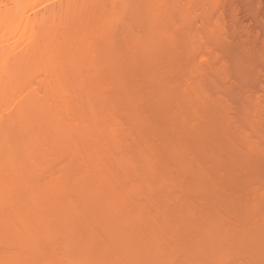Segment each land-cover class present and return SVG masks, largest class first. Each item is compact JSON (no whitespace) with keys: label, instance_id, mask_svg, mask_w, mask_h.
I'll return each instance as SVG.
<instances>
[{"label":"rangeland","instance_id":"obj_1","mask_svg":"<svg viewBox=\"0 0 264 264\" xmlns=\"http://www.w3.org/2000/svg\"><path fill=\"white\" fill-rule=\"evenodd\" d=\"M112 1L105 2L107 5L109 2L111 7ZM117 1L122 3L133 0ZM154 1L158 4H154ZM154 1L143 0V7L146 6L148 10L143 9L145 14L141 18L136 16L138 19L134 18V22L128 17L130 13L125 14L128 12L125 11L122 16L129 24L127 21H118L119 24H112L114 28L117 27L116 29L110 26L105 30L103 27L100 33L97 32L93 38L95 46L101 43L102 48L100 45L99 47L103 49L106 46L104 50L108 52L106 43L109 42L106 41L112 37L109 51H117L114 54L116 57L110 55L113 52L102 53L104 50L101 52V49L96 47L95 50L92 44L95 53L98 54L97 58L95 56L96 66L98 65L99 68L101 63L103 69L89 67L91 70L88 71L87 68H83L81 78L84 83L69 88L73 90L70 91L69 97L73 98L72 104L84 108L89 105L84 99L88 92L87 87L91 86L93 81H98L97 78L100 81H105L106 78L107 82H101L104 87L101 84L100 87L103 88H99V90L103 89L102 92L97 90L101 92L100 96L98 94L96 96L98 100L94 99L95 104L92 102L97 110L94 111L99 117L95 124L104 128L116 123L117 125L114 126L119 128L117 131L120 132L116 131V133L121 136L118 135L120 143L123 140V145L120 144L123 148L110 147L109 142L113 138L111 137L110 140V136L107 137L106 148H103V151L107 155V161L111 159V169L116 168L112 173L116 176L108 178L104 185L107 187L108 184L109 187L104 188L105 191H109L108 193L113 191L115 193L114 189L117 186L114 187L113 182L115 180L120 181L119 183L123 182L126 193L131 194H128V197H132H129L130 199L127 197L125 204L120 201L121 199H117V204L122 206L123 210L126 208L125 213L129 212L126 218H129L127 223H130L128 225L124 223L126 220H119L118 223L122 227L117 224L115 228L109 224L110 216L103 210L106 204L97 202L99 207L94 203L97 198L92 199L97 183L95 179L92 180L94 182L90 179L96 186L92 185L93 188L89 186V191L92 193L89 201L81 202L76 197L79 202L84 203L77 205L81 212L76 213L77 215L71 213L73 219L71 215L70 218L67 217L68 219L61 218L65 221L63 224L66 223L63 225L59 218L60 213L56 208L54 210L51 208L57 206V203L70 193L76 203L77 200L75 187L68 190L69 193L63 190L64 184L61 181L63 178L60 174L64 176L72 171H78V168L80 170L85 168L84 165H80L81 167L75 166L74 169L71 161L73 156H69L72 154L68 150L58 153L59 150L49 149L45 153L47 159L45 166L42 165V169V166L39 167L35 180L36 182L38 180L37 183L42 187L43 184L45 188L49 185L50 190L46 189V192L49 190L51 200L47 198L52 204H49L50 201L47 199V202L46 198L42 203L44 205L46 202L44 206H47L49 213L54 212L50 214L53 221L50 225L56 228L58 222L57 228L60 229H64L63 226H70L73 229L76 227V230L78 228L77 233L72 229L70 230L73 232L69 229L63 231H69L71 237L67 234V239L70 241L80 238L89 242L90 254L92 251L89 257L93 259L89 264H163L164 262L167 264H264V0ZM9 2L10 0H2L0 6L3 7ZM139 2L141 3L142 0H134L133 4ZM150 4L153 8H149ZM157 5L159 6L156 8ZM49 7L51 6L47 8ZM158 14L161 18L157 17ZM143 17L146 20L144 23L141 22ZM137 20L143 27L137 26L139 24ZM162 22L167 28L166 31ZM153 23L155 26L152 27ZM157 24L162 28L161 30ZM156 33L159 35L157 36ZM188 34H192V37ZM141 35H144L145 41ZM151 36L158 38L153 37L156 41L153 38L151 40ZM107 54L111 56H109L110 61L106 57ZM42 71L37 73L38 79L31 77L26 87L30 84L32 87L40 86V80L45 77ZM89 72L92 74L90 75ZM74 74H69L71 82L76 81ZM104 74L108 75L105 77ZM89 78L92 80H88ZM86 83L91 84L87 86ZM16 86L17 91L9 102V109L3 111L5 120L10 117L16 102L21 97L22 88ZM105 89L107 92H103L106 91ZM104 93L106 96L109 93L110 97L104 96ZM102 95L108 98L109 102L111 99V102H107L106 99L103 101ZM57 103L56 101L55 104L58 105ZM103 104L108 107L113 104V108L111 107L113 110L108 107L106 109ZM101 107L104 108L102 109L104 113ZM88 110L87 107L84 111ZM6 111L10 115L8 112L6 115ZM111 111H114V114ZM74 135L75 140L77 138L76 141L80 142L78 133ZM118 148L125 153L123 154ZM122 154L137 162L134 168L133 166L126 168L128 170L124 171L125 175L123 169L119 170L120 166L116 159ZM132 169H135V172H131ZM139 169L141 172L138 171ZM54 185L60 188H54ZM22 189V192L25 191V187ZM83 205L89 207L88 210ZM7 206L6 203L0 205V211H5L6 208L8 211ZM46 208L43 213L48 212ZM132 210L136 213L134 214ZM125 213L124 215L128 214ZM93 214L96 215L95 218ZM56 215L57 217H54ZM122 221L125 226L121 224ZM139 221H142V224H138ZM60 229L59 232H62ZM8 230L9 227L5 229L4 236H9L8 232L11 229ZM127 231L128 233L132 231L134 236L130 233L132 236L128 234L127 237ZM113 235L116 236L115 239ZM124 236L128 238L124 239L125 241L121 240L125 238ZM64 238L59 234L58 240L63 241ZM131 238L135 241H131L134 243L133 245L131 243L134 250L128 247ZM152 240L154 243H151ZM123 241L126 242L125 246L129 244L126 247L128 252L124 248ZM18 247L17 244L10 246L0 240V261L9 253L8 249L11 251L20 248ZM51 247L48 245V249L46 248L51 254L49 257L52 258L54 255L55 258L61 254L59 251L51 250ZM123 253L127 257L130 256L128 257L130 260L124 257ZM57 258L56 261L53 260L55 262L51 260V263L59 264ZM142 260L144 263H141Z\"/></svg>","mask_w":264,"mask_h":264},{"label":"bare ground","instance_id":"obj_2","mask_svg":"<svg viewBox=\"0 0 264 264\" xmlns=\"http://www.w3.org/2000/svg\"><path fill=\"white\" fill-rule=\"evenodd\" d=\"M1 1L2 0H0V3H1ZM105 1L107 2L108 0H10L11 3L9 2V4L8 3L4 4L3 7L0 6V205L3 206L4 203H6L8 205L7 206L8 211L6 210L7 208L4 209L5 211H0V240L3 243L8 244L10 246H14V244L15 245L17 244V247L18 246L20 247V248L18 247L19 249L16 248L17 251H15L16 249L11 250V251H9V249H8L9 253L1 259L0 264H53L51 262L53 260L56 261V258L59 257L60 255L61 256L59 258H57L59 260L58 262H60L59 264H89L90 262H93V261H90L93 259H91L89 257L92 254V251L90 254V248H88L89 242H87L83 239H80V238H79V240H78V238L75 239L76 241H72V240L70 241L67 239V234L69 233V231L71 232L72 230H74L77 233L78 228L76 230L75 229L76 227H74V226H72V227H74V229L71 228L70 226H63L64 229H66V230L69 229V231H63L64 229L61 228L62 232L60 231L61 232L60 233L58 230V229H60V227L57 228L58 222L56 225L57 229L55 227L53 228L52 227L53 225H50V224H52L51 222H53L51 220L52 216H50V214L54 213V212L49 213L48 208H46L47 206L46 207L44 206V205H46V202L44 205L42 203L45 200L47 201V199L49 200V198L51 200V197L48 194L49 190H50L49 185H47L48 188L47 187L45 188V186L43 184V187H44L43 188L41 185H39V183H37L38 180H37V182L35 180L36 179L35 176H37L36 174H38L39 167H41L42 165L45 166L44 163L47 161V159L45 158V156H46L45 153H47L49 149H53V150L55 149V151L59 150L58 153L61 151L68 150L70 152V154H72L69 156H73L72 157L73 159L71 158L72 160L71 159L70 160L73 162L72 164H73L74 169H75V166L79 167L80 165H84L83 167L86 170V171L80 170V168H78L79 169L78 171H75V172L72 171L69 174L68 173L66 175L64 174V176H63V174H60L61 177L63 178L61 180L64 184L63 190L65 189V190H67L66 192H68V190H71L72 187L73 188L75 187L74 188V193L76 194L75 199L77 197L78 200L81 202L82 201H85V202L89 201V198L92 195V193H90V191H89V186L90 187L92 185H94V187L96 186L95 183L92 184V182H94L92 180L95 179V181L97 183V186H96L97 189L95 187L96 191L95 190H94L95 192L92 191L94 196H93V198L92 197L91 198L92 199H94V197L97 198V201L94 202L95 205H97V206L99 205V204H97V202H100L101 204L103 202L104 204H106L105 209H103V210H105V212L108 214V216H110V222L111 223L109 222V224L110 225L112 224L111 226H114V228H115V225H117V224L120 225V223H118V222H120L119 220H126V222H124L126 224L128 221L127 219H129L128 217L126 218V216L129 215V212H126L128 214H126L124 212L126 210V208L123 210V209H121L122 206L117 204V201H118L117 199H119V200L121 199L120 201L124 202V204L127 203L126 199H127L129 193L128 194L126 193V187L123 184V182L119 183L120 181L116 182V180H115V182H113L115 185L112 183L114 185V187L117 186L114 189L115 193H114V191H113V193H111V192L108 193L109 191L108 192L105 191V188H104V187H106L105 185L107 183L106 182L107 179L108 178L110 179L112 176H114L115 173L113 175H112V173L115 172L114 170L116 169V168L114 170H113V168L111 169V159L110 160L108 159V161H110V162H108L106 159L107 155H105L104 154L105 151H103L104 150L103 148H106L105 142L107 140V137L110 136L109 139L111 137L113 138V139L111 138L112 141L109 142L110 147H112V146L120 147L121 146L120 144H122V142H123L122 139H121L122 140L121 143H120V140H118L119 139L118 137L120 136V134H117V133H119L120 131L118 132L117 131L118 127L114 126V125H117L116 123L115 124L112 123L113 125L109 124V126L107 124H105L108 127H104V128H102L103 126L98 127L97 124H95L96 121H98L96 119H99V117L96 114L97 112L95 113V111H97L96 108L93 106L95 104L94 99L98 100V97H96V96H97V94H98V96H100V93L102 92L103 89L102 90L100 89L101 92H98V91H100L99 88L104 87L103 83H101L104 80H102L101 77H100V79L102 81H100L97 78L98 81L95 80V81H93V83L91 81L92 85L89 87H87V86L90 85L91 83L90 84L86 83L87 84L86 87L88 88L87 89L88 92L84 96L85 97L84 99L87 102V104L90 105V107H89V105L87 106L89 108V110H88L89 112L84 111L85 109H87V107H84L85 109L82 107L84 109L83 110L77 104L76 105L78 107L74 106L75 104L74 105L72 104L73 98L72 99L69 98L70 97V91H73V90L69 89L70 86H74V85L81 86V84L84 83L83 78H81L83 68H87V70L88 69L91 70L92 67L98 68V65L96 66V63H95V56L97 58L98 54L95 53L96 51H94V49H95V47L98 49H101L102 45L100 43L97 45L98 46L97 47L94 44L93 38L96 36L97 32L100 33L99 31H100V29H103V27L105 30H106V27H110V26L112 27L113 23L119 24L120 22H118V21H121V22L127 21L122 16V15H124L125 11H128L125 14L130 13L129 14L130 16L128 15V17L129 18L131 17L133 20L134 18H137V17L141 18V16L145 14L143 12V9L148 10L146 8V6H145V8L143 7L144 6L143 0L141 3L139 2L140 4L135 3V5L133 4L134 0L133 1L128 0L130 2H126V1L124 2L123 1L122 3L120 1L121 4L118 3L117 0H115V1L111 0L113 2V3L110 2L112 5L111 7H109V2L107 5V3ZM145 3H148V2L145 1ZM155 3H157V2L154 1V4ZM146 5H148V4H146ZM150 5H149V8H151V7L153 8L152 4H150ZM48 6H51V7L47 8ZM158 6L159 5H157L156 8ZM152 11H153V9H152ZM145 12L148 13L147 11H145ZM155 12L156 11L154 10V13ZM157 13H159V11H157ZM152 15H153V17L155 16L153 13H152ZM144 17H143V21H141L143 23L145 20ZM157 17L158 18L160 17L159 14ZM131 18H130V20H131ZM153 19L157 20V18H153ZM134 20H133V22H134ZM149 21H151V20H149ZM130 22H132V21H130ZM148 22H146V23H148ZM154 22H155V20H154ZM160 22H161V19H160ZM138 23H139V21H138ZM156 23H157V21H156ZM122 24L123 23H121V25ZM128 24H129V22H128ZM162 24H163V26H165L164 22H162ZM123 26H124V24H123ZM132 26H134V24ZM137 26H141L140 23ZM153 26H155V24L152 25V27ZM141 27H143V26H141ZM145 27L147 28V26H145ZM150 27H151V25H150ZM112 28L116 29L117 27L114 28V26H113ZM155 28H157V27H155ZM158 28H160L159 25H158ZM161 29L162 28H160V30ZM166 29L167 28L165 26V30H164V28H163V30L166 31ZM127 30H129L128 26H127ZM107 32H105V33L107 34ZM155 32H156V30H155ZM146 34H144V35H146ZM189 34H188V36H191L193 34V32L191 35H189ZM158 35H159V33L157 34V36ZM107 36H108V34H107ZM143 36H142V38H145ZM153 37L155 38L156 36H151V40ZM111 38L109 37L108 38L109 40L106 41V42H109V43H106V44H108L107 45L108 52L105 51L106 50V48H105L106 46H105L103 49H101V52H102V50L105 49L104 52H102V53H105V52L109 53L110 52L109 50H110V46H111L110 45V43H111L110 39ZM157 38L158 37H156V39ZM156 39H154V40L156 41ZM95 40H97V39H95ZM145 40H146V38L144 39V41ZM150 42H152V41H150ZM92 44H94V49H93ZM99 45L101 46V48L99 47ZM114 46H117V45H114ZM115 49H117V48H115ZM113 50H114V48H113ZM101 52H99V53H101ZM111 52H113V53L110 54ZM111 52L109 54L112 57H116L114 54H116L117 51L116 52L111 51ZM109 54H107L106 57L110 61L111 56ZM120 55H121V53H120ZM99 57L97 59V62L99 61ZM106 61H107V59H106ZM109 61H107V62L110 64ZM111 61H113V60H111ZM98 64H99V62H98ZM109 64H108V67L110 68ZM100 65H101V63H100ZM100 65H99V68L101 67ZM89 67H91V68H89ZM99 68H98V70H99ZM112 68H113V66H112ZM42 69L44 72L42 71ZM40 70L43 73H45V77L40 80V86L37 85L38 87L35 86L36 87L35 88V87H32L30 84L26 87V83L31 77L32 78L35 77L36 79H38L36 75H37V73L41 72ZM95 71H96V69H95ZM103 71L105 72V70H103ZM91 72L93 73V70ZM91 72H89L90 75L92 74ZM96 72H97V75L100 76V74H98V71H96ZM71 73H73V74L78 73L77 75L80 74L79 76L74 74V77H75L74 79H76V81L74 80L75 83L71 82L69 79V74H71ZM103 76H105V74ZM92 77H93V75H92ZM80 78L82 80H80ZM92 79L89 78L88 80H92ZM95 79H96V77H95ZM104 79L106 81V78H104ZM33 84L35 85L34 82H33ZM16 85H19L20 89L22 88L21 94H20L21 97L16 102V106L13 108L14 111L12 112L11 115L9 114L8 111H6V115L8 112L10 117L8 115L9 118L7 120H5L4 115H3V113L5 114V112H3V111L5 109H9V102L17 91ZM100 85L103 87H100ZM72 89H74V88H72ZM68 92H69V94H68ZM96 92H98V93H96ZM103 92H107V90L103 91ZM94 93L96 95H94ZM109 93H107L108 96H109ZM104 96H106V94ZM104 96H103V101H104V99H106V97H108V96H106V97H104ZM108 98L106 99L107 102H109ZM74 100H75V98H74ZM56 101L58 102L57 103L58 105L55 104ZM75 102H76V100H75ZM92 102H94V104ZM107 102L105 101V103H107ZM110 102H111V99H110ZM53 103L55 106L53 105ZM106 105H108V104H106ZM110 106L112 107L113 104ZM105 107L107 109L108 106H105ZM111 107H108V108H111ZM112 108L110 110H113ZM97 109H98V107H97ZM102 109H104V108L101 107V110ZM102 111H100V112H102ZM105 112H108V110H105ZM113 112H112V114H114ZM103 113H104V111H103ZM109 113H110V111H109ZM110 115H111V113H110ZM110 115L108 117H110ZM77 117L80 118L81 120L78 119ZM110 119L113 120L112 117H110ZM102 122H101V124H102ZM105 122L107 123V121H105ZM114 122H117V121L114 120ZM34 123H36V127H34ZM117 123H119V122H117ZM118 130H119V128H118ZM116 131H117V133H116ZM75 133H78V135H79L78 137L81 138L80 142L76 141L77 138L75 140V138H74ZM76 136H77V134H76ZM124 148H125V146H124ZM118 150H119V148H118ZM119 151H121V150H119ZM69 152H68V154H69ZM121 152L123 153L124 150ZM123 154L121 156L117 157L116 159L118 161V166H120L119 170L121 171V169H123L122 172L125 175L124 171L128 170L126 168H129V167L131 168V166H133L132 168H134V165H136L137 162L136 163L133 162L130 157L128 158V156L126 157V155L124 156ZM61 156H60V158H61ZM62 158H63V156H62ZM68 167H69V165H68ZM42 168H43V166L41 167V169ZM87 169L89 172L87 171ZM136 169H138V168H136ZM67 170H69V169H67ZM134 170L132 169L131 172H133ZM138 171H140V169ZM120 175H118V176H120ZM144 176H146V175H144ZM90 179L92 182L90 181ZM142 181L144 182L143 178H142ZM149 181H151V180L149 179ZM140 182H141V179H140ZM55 183H57V182H55ZM89 183H91V184L89 185ZM118 183H119V185H118ZM148 183H150V182H148ZM98 184H99V187H98ZM140 184L142 186V183H140ZM109 185H111V184H109ZM143 185H144V183H143ZM55 186L56 185H54V188H60V187H55ZM57 186H59V184H57ZM24 187H25V191H23L24 192L23 193L22 188H24ZM50 187H52V186H50ZM107 187H109L108 184H107ZM107 187H106V189H107ZM110 187H113V186H110ZM91 188H93V187H91ZM46 189H49V190H47V192H46ZM90 190H92V189H90ZM111 194H112L113 198H112ZM113 194H116V196ZM70 195H71V193L69 195H66L64 200L57 203V206H53L54 208H51L53 210L56 208V210L60 213V214L59 213L58 214L61 215V217L58 214L57 215L59 216L62 224L65 221L61 220V218L62 219H68V218H70L71 213L74 215L76 213L78 214L79 212H81L79 207L77 206L81 202H79L76 199L77 200V203H76V201L73 200L74 197H71ZM129 195H131V194H129ZM47 197H49V198H47ZM61 197H63V196H61ZM114 199L116 200V202ZM50 203H51V201L49 202V204ZM90 203H91V201H90ZM90 203H89V205H90ZM81 204H84V203H81ZM121 204H123V203H121ZM86 205H87V203H86ZM48 206H50V205H48ZM81 206L82 205H80V207ZM57 207H58V209H57ZM99 207H100V205H99ZM45 208L47 209L48 212L43 213ZM88 208H86V209L88 210ZM93 210L95 211V209H93ZM133 212H134V214L136 213V211H133ZM141 212H139V213H141ZM46 213H49V214H46ZM117 213H118V217H117ZM119 213H121V214L119 215ZM124 213L126 215H124ZM132 214L133 213H131V215ZM48 215L50 216V218ZM57 215L54 217H57ZM73 215H71L72 219H73ZM94 215L95 214H93V217H94ZM45 216H48V217H45ZM88 216H90V215H88ZM143 216L144 215H142V217ZM75 217L76 216H74V218ZM95 217H96V215H95ZM81 218H83V217H81ZM118 218H120V219H118ZM135 220H134V222H135ZM108 221H109V218H108ZM141 222L139 221L138 224H140ZM124 223L122 221L121 224L124 225ZM128 223H130V222H128ZM63 225H66V223ZM5 226L7 229L9 227L8 231H10V229L12 231V232L11 231L8 232V233H10L8 237L6 235H5L6 237L4 236L5 229H6ZM111 226H110V228H111ZM68 227H70V228H68ZM132 227L134 228L135 226H132ZM136 227H138V226H136ZM151 227H150V229H152ZM117 228L118 227L116 226V229ZM70 229H72V230H70ZM116 229H115V231H116ZM121 229H123V228H121ZM109 231H110V229H109ZM112 231H114V230H112ZM117 231H119V228L117 229ZM148 231L150 232L149 229H148ZM131 232L132 231H130V233ZM8 233H7V235H8ZM11 233H12V235H11ZM119 233H121V231ZM130 233H128V231H127V237H129L128 234L129 235L133 234V233H131V234ZM59 234H62L65 237L63 239V241H62V239H61V241L58 240ZM179 234H180V232H179ZM115 235H117V232L115 233ZM68 236L71 237L70 234H68ZM133 236H134V234H133ZM150 236L153 237L152 235H150ZM113 237H114V235H113ZM115 237L113 239H115ZM127 237L122 238L121 240H124V239L126 240V239H128ZM80 240L81 241L83 240V242H81ZM124 241H123V243H124ZM131 241L135 242L131 238V240H129L130 245L128 244L129 242L127 243L129 246L128 245L125 246L126 242L123 244L124 248L126 249L127 252H128V248H126V247L128 246L129 248L130 247L132 248V245L134 244ZM152 242L154 243L153 240L151 241V243ZM131 243H132V245H131ZM145 243H147V241ZM42 245L47 246L46 247L47 249H48V245L49 246L51 245L52 246L51 250L59 251L61 254L54 258L53 257L54 252H52V255H53L52 256L53 259H52L51 257H49L51 255V254H49L50 252H48L47 249L44 248L45 246L43 247ZM160 246H162V245H160ZM15 247H13V248H15ZM86 249H87V251H86ZM49 250H50V248H49ZM132 250H134V249L132 248ZM130 251L131 250H129V252ZM124 252H125V250H124ZM127 252H125L126 255H127ZM55 253L57 254L58 252H55ZM125 253H123V254L125 255ZM161 254H163V253H161ZM126 255L124 257H127ZM131 256L133 257V254ZM145 256H148V255H145ZM153 256L156 257L155 254ZM128 257L130 258V256H128ZM170 257H171V255H170ZM159 258H160V256H159ZM55 261H53V262H55ZM142 261L143 262H141V263H144V260H142ZM146 261L147 260H145V262ZM163 264H167V263L164 262Z\"/></svg>","mask_w":264,"mask_h":264}]
</instances>
